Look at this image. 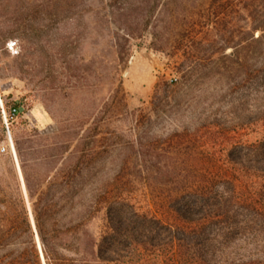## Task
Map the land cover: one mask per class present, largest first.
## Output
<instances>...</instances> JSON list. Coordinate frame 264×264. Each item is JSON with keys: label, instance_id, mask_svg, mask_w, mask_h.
<instances>
[{"label": "trees", "instance_id": "trees-1", "mask_svg": "<svg viewBox=\"0 0 264 264\" xmlns=\"http://www.w3.org/2000/svg\"><path fill=\"white\" fill-rule=\"evenodd\" d=\"M59 1L0 0V53L6 54V42L13 38L21 43L16 58L24 56L26 42L37 47L41 15ZM186 2L108 0L114 48L118 38L139 40L149 31L151 46L158 50L157 43L168 44L170 25L181 35L177 50L191 49L204 22L213 24L225 43L233 38L225 32L229 18L240 12L249 16V43L264 45V0ZM179 67L184 74L194 69L187 59ZM260 71L253 70L256 83L262 80ZM0 94L5 105L13 96ZM26 106V100L14 101L7 121ZM148 121L150 115L136 120L130 147L119 145L120 151L134 152L121 158V165L134 163L141 178L169 184L151 191L160 193L171 222L158 218L150 204L138 203L129 184L122 183L131 176L123 167L112 174L94 167L118 146L107 144L111 137L101 141L89 125L72 120L49 132L32 127L27 137H12L19 172L0 146V160L8 157V167L0 171V264H264V136L247 145L234 143L226 154L228 162L245 170L243 183L221 171L159 168L163 158L175 163L185 150L155 154L147 133L140 132ZM3 133L0 125V140Z\"/></svg>", "mask_w": 264, "mask_h": 264}, {"label": "rangeland", "instance_id": "rangeland-1", "mask_svg": "<svg viewBox=\"0 0 264 264\" xmlns=\"http://www.w3.org/2000/svg\"><path fill=\"white\" fill-rule=\"evenodd\" d=\"M201 1L207 0L186 3L199 5ZM107 2L60 0L51 13L41 15L44 27L38 46L26 42L20 58L16 56L21 43L15 38L6 42V54L0 53V93L13 96L6 98L5 105L0 94V125L5 130L0 146L19 172L13 135L27 137L32 127L49 132L69 120L85 123L97 139L111 137L106 143L118 145L94 167L110 174L123 167L131 176L122 183L129 184L138 203L150 204L158 218L171 222L160 193L151 191L169 184L141 178L134 163L121 165V158L133 157L134 152L130 148L120 151L119 145L129 146L135 138L136 120L150 115V122L140 132L147 133L155 154L185 150L175 163L163 158L159 168L221 171L245 183V170L228 162L226 154L234 143L247 145L264 136V63H260L264 45L249 43V16L240 12L229 18L225 32L233 38L225 43L215 26L204 22L197 30L200 36L194 41L198 42H190L195 44L191 49L182 46L177 50L181 35L170 25L168 44L157 43L158 50L151 46L149 31L139 40L118 38L114 48ZM186 59L194 68L189 74L179 67ZM255 61L257 65H253ZM255 67L262 69L259 83L252 78ZM13 100H26L29 108H21L8 122ZM8 157L0 160V171L8 167ZM153 164L146 165L155 168Z\"/></svg>", "mask_w": 264, "mask_h": 264}, {"label": "water", "instance_id": "water-1", "mask_svg": "<svg viewBox=\"0 0 264 264\" xmlns=\"http://www.w3.org/2000/svg\"><path fill=\"white\" fill-rule=\"evenodd\" d=\"M31 221H32V218H31ZM33 223V222H32ZM35 238H36V241H37V246H38V249L40 250V245H39V242H38V237L37 235L35 234Z\"/></svg>", "mask_w": 264, "mask_h": 264}, {"label": "built area", "instance_id": "built-area-1", "mask_svg": "<svg viewBox=\"0 0 264 264\" xmlns=\"http://www.w3.org/2000/svg\"><path fill=\"white\" fill-rule=\"evenodd\" d=\"M12 111H14L13 109H12ZM3 118H4V120H5V115H4V113H3ZM8 131V130H7Z\"/></svg>", "mask_w": 264, "mask_h": 264}]
</instances>
